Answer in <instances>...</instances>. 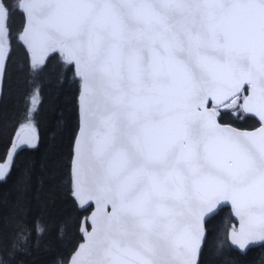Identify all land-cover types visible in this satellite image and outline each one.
Wrapping results in <instances>:
<instances>
[{"label":"snow or ice","instance_id":"6c2138e0","mask_svg":"<svg viewBox=\"0 0 264 264\" xmlns=\"http://www.w3.org/2000/svg\"><path fill=\"white\" fill-rule=\"evenodd\" d=\"M17 50L31 86L0 182L39 146L55 62L77 85L81 242L61 254V228L22 215L0 264H204L225 211L218 264L264 249V0H0V84Z\"/></svg>","mask_w":264,"mask_h":264},{"label":"trees","instance_id":"16d2710c","mask_svg":"<svg viewBox=\"0 0 264 264\" xmlns=\"http://www.w3.org/2000/svg\"><path fill=\"white\" fill-rule=\"evenodd\" d=\"M21 24L22 19L16 17V27ZM57 67L53 62L40 78L44 108L40 120L39 146L21 152L11 177L6 182H0V239H11L20 216H41L52 228H61V242L57 244V251L66 255L81 242V233L76 227L79 210L73 209L68 194L71 144L77 125V85L71 76L65 79ZM30 86L31 80L24 68L23 54L17 50L2 84L0 157L5 154L10 141L16 137L21 130L20 125L24 123L25 99ZM229 217L230 212L225 211L213 222L203 257L204 264H218L217 246ZM262 256L264 249H255L246 264H253V261L258 264ZM45 259L44 255L33 253L24 256L21 264L23 260L27 264H43Z\"/></svg>","mask_w":264,"mask_h":264},{"label":"water","instance_id":"95a60500","mask_svg":"<svg viewBox=\"0 0 264 264\" xmlns=\"http://www.w3.org/2000/svg\"><path fill=\"white\" fill-rule=\"evenodd\" d=\"M2 84H3V82H2ZM2 84H0V88H2ZM1 95H2V92H0V99H1ZM19 133H20V132H19ZM18 136H19V134L17 135L16 138H18ZM70 171H71V167H70Z\"/></svg>","mask_w":264,"mask_h":264},{"label":"rangeland","instance_id":"374dc122","mask_svg":"<svg viewBox=\"0 0 264 264\" xmlns=\"http://www.w3.org/2000/svg\"><path fill=\"white\" fill-rule=\"evenodd\" d=\"M21 131V130H20Z\"/></svg>","mask_w":264,"mask_h":264}]
</instances>
